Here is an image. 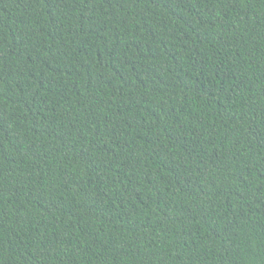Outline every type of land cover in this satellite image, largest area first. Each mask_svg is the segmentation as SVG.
Here are the masks:
<instances>
[{
  "label": "trees",
  "instance_id": "obj_1",
  "mask_svg": "<svg viewBox=\"0 0 264 264\" xmlns=\"http://www.w3.org/2000/svg\"><path fill=\"white\" fill-rule=\"evenodd\" d=\"M0 264H264V0H0Z\"/></svg>",
  "mask_w": 264,
  "mask_h": 264
}]
</instances>
